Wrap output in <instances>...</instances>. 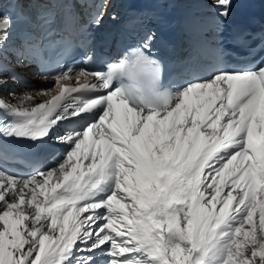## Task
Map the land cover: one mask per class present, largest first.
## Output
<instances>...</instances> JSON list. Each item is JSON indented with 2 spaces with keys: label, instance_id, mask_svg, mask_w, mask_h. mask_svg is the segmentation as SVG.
I'll return each instance as SVG.
<instances>
[{
  "label": "snow or ice",
  "instance_id": "obj_1",
  "mask_svg": "<svg viewBox=\"0 0 264 264\" xmlns=\"http://www.w3.org/2000/svg\"><path fill=\"white\" fill-rule=\"evenodd\" d=\"M192 6L165 83L144 13L101 57L114 0H0V264H264V31L226 40L233 0ZM31 65L53 87L16 95ZM20 142L50 163L10 168Z\"/></svg>",
  "mask_w": 264,
  "mask_h": 264
},
{
  "label": "bare ground",
  "instance_id": "obj_2",
  "mask_svg": "<svg viewBox=\"0 0 264 264\" xmlns=\"http://www.w3.org/2000/svg\"><path fill=\"white\" fill-rule=\"evenodd\" d=\"M18 70L24 74L29 75L32 78L33 84L30 87H27L26 85L22 84L21 82L18 84L10 85V88H11V86H13V87H16L18 89V91L16 92V95H23L25 92H39L41 90H47L48 88L53 87L52 81H46L42 78H37L29 66H25L23 68H18ZM0 92H2L1 94H3V92L7 94L6 90H0Z\"/></svg>",
  "mask_w": 264,
  "mask_h": 264
}]
</instances>
